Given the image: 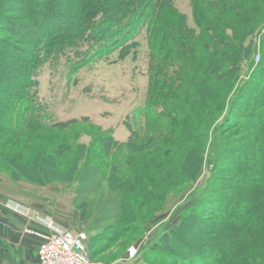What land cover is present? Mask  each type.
Returning a JSON list of instances; mask_svg holds the SVG:
<instances>
[{"label":"trees","instance_id":"16d2710c","mask_svg":"<svg viewBox=\"0 0 264 264\" xmlns=\"http://www.w3.org/2000/svg\"><path fill=\"white\" fill-rule=\"evenodd\" d=\"M44 1L45 5L38 0H0V18L9 11L36 25L26 42L30 47L38 36L39 42L44 40L37 33L39 23H55L62 8L57 0ZM68 4L94 16L97 24L116 22L106 31L84 22L77 29L68 28L71 37L88 29L103 33L98 55L136 52L137 37L145 32L149 69L141 120L134 127L128 124L125 142L104 134L88 117L48 123L35 77L39 67L36 58H29L30 47H23L20 54L13 53L16 61L12 53L0 59L6 65L0 66V155L19 151L8 164L46 168L45 181L79 182L82 219L91 217L95 207L87 195L106 182L114 196L101 202L105 209L92 227L100 237L113 238L141 230L145 223L141 210L154 199L166 200L164 190L171 186L196 181L205 161L212 159L217 175L212 192H202L190 214L167 226L148 260L245 264L246 257L264 264V0H192L195 27L176 0H70ZM5 19L0 22L7 24ZM59 35L55 32L52 38ZM22 74L19 91L1 84L8 75L20 80ZM80 124L91 126L80 131ZM228 128L237 131L226 136ZM52 129L53 139L52 134L32 135ZM82 133L89 134L94 145L79 143ZM27 154L34 158L27 159ZM199 214L214 218L212 226L206 224L212 229L210 245L201 242L203 229L189 223L191 215L203 220Z\"/></svg>","mask_w":264,"mask_h":264},{"label":"rangeland","instance_id":"374dc122","mask_svg":"<svg viewBox=\"0 0 264 264\" xmlns=\"http://www.w3.org/2000/svg\"><path fill=\"white\" fill-rule=\"evenodd\" d=\"M38 1L44 5L47 3L44 0ZM57 1L62 7L61 11L56 13L57 21L51 24L48 21L39 23L40 29L37 33L44 37V40L39 42L40 36H38V42L32 47L26 45V42L36 31V25L24 15H12L9 11L2 13V18H7L5 19L7 24L0 22V59L1 55L8 56L12 53V61H16L17 54L13 53L20 54V48L30 47L28 48L29 58H36L39 67L35 77L40 82L39 100L43 104L42 111L47 116L48 123L50 120L70 121L88 117L89 122L104 134L112 133L117 140L125 142L130 134L128 124L134 127L135 122L141 120L139 112L147 96L149 55L145 32L142 31L137 37L140 45L136 52L133 50L123 56L121 52L116 51L98 55L97 49L102 42L103 33L88 29L84 30L81 36L71 37L67 34L68 28L77 29L80 27V22H84L86 26L96 25L99 26V30L106 31L108 27L115 26L116 22L112 24L113 21L108 20L105 25L97 24L98 20L93 19L94 16L77 11L78 8L69 5L70 0ZM176 5L187 15L189 25L195 27L192 0H176ZM56 15L52 16L51 21ZM85 18L92 19L85 22ZM55 32L60 34L57 39L52 38ZM37 33L35 32L34 35L36 36ZM257 54L261 55L259 50L256 51ZM256 60L254 56V61L257 63ZM4 65L5 63L0 61V66ZM10 68L7 70L10 71ZM3 73L2 70L1 74ZM23 74L19 77L20 80H17L15 75H8V80L3 78L4 82L1 84H6L10 90L19 91ZM238 109L242 108L238 107ZM90 126V124H80L77 127L81 129L80 131H87ZM71 129L72 127L66 129V133ZM236 131L228 128L225 131L226 136ZM32 135L41 138L51 136L53 139V129L47 132L41 131L40 135L34 132ZM67 135L69 133L64 135V138ZM209 141V139L206 140V148L210 147ZM78 142L89 147L94 145V139L87 133H82ZM18 152L0 155V192L18 201L25 200L22 203H25L28 197L44 199L45 195H51V201L54 204L51 202V205L47 207L54 208L58 220L69 222L70 229L86 231L89 237L88 251L91 259L107 264H152L148 256L153 253L155 240L168 225L179 223L185 214H190L191 207L195 205L199 195L205 191L212 192V184L217 178L214 174L212 159L211 161L208 159L196 181L187 186L184 184L171 186L172 189L164 190L167 195L166 200L158 202L154 199L147 209L141 210V212L144 211L142 219L145 220L141 230L115 238L111 234L100 237L92 227L95 225V217L102 209H105L101 202H107L114 196L106 182L102 189L87 195V199L92 201L95 207L91 209V217L82 219L78 197L81 184L75 181H45L46 168L24 169L23 163L16 161L8 164V161ZM26 157L34 158L30 154ZM4 160H7V164ZM226 175L230 178L229 174ZM218 183L223 182L218 180ZM111 211L114 214L116 210L111 208ZM199 217L203 220L191 215L189 223L198 229H203L199 234V237H202L201 242L210 245L212 229L209 230L206 224L212 226L214 218L202 214H199ZM255 248L263 250V247L258 245ZM209 251L203 252L210 253ZM257 260L244 258L245 264H256Z\"/></svg>","mask_w":264,"mask_h":264},{"label":"crops","instance_id":"0c3cea01","mask_svg":"<svg viewBox=\"0 0 264 264\" xmlns=\"http://www.w3.org/2000/svg\"><path fill=\"white\" fill-rule=\"evenodd\" d=\"M26 199L22 203L25 200L18 201L0 192V264H39L37 249L51 233L45 219L71 228L69 222L58 220L53 207H47L51 205V195ZM11 202L28 212L10 206Z\"/></svg>","mask_w":264,"mask_h":264},{"label":"built area","instance_id":"2783aa9c","mask_svg":"<svg viewBox=\"0 0 264 264\" xmlns=\"http://www.w3.org/2000/svg\"><path fill=\"white\" fill-rule=\"evenodd\" d=\"M256 59L257 62L260 60L259 54L256 55ZM8 204L25 211L18 203ZM45 222L51 233L37 249L39 264H107L91 259L88 251L89 237L86 231L60 226L52 219H45Z\"/></svg>","mask_w":264,"mask_h":264}]
</instances>
